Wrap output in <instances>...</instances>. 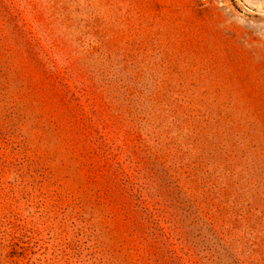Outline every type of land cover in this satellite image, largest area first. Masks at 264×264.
<instances>
[{"label":"rangeland","instance_id":"374dc122","mask_svg":"<svg viewBox=\"0 0 264 264\" xmlns=\"http://www.w3.org/2000/svg\"><path fill=\"white\" fill-rule=\"evenodd\" d=\"M0 264H264V0H0Z\"/></svg>","mask_w":264,"mask_h":264}]
</instances>
